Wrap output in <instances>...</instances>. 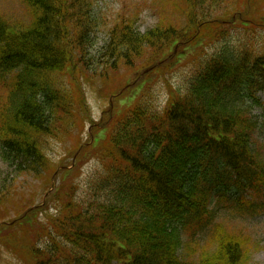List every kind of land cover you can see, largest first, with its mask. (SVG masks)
<instances>
[{
  "label": "trees",
  "instance_id": "16d2710c",
  "mask_svg": "<svg viewBox=\"0 0 264 264\" xmlns=\"http://www.w3.org/2000/svg\"><path fill=\"white\" fill-rule=\"evenodd\" d=\"M93 1L29 0L35 17L22 30L0 17V76L14 74L0 110L1 159L16 175L39 179L44 196L59 202L41 224L44 210L0 176V248L23 264H186L180 255L186 230L197 228L207 229L216 247L190 264L245 262L243 241L213 222L214 204L233 197L238 208L251 210L252 192L264 185L248 106L264 92V47L224 44L194 63L186 90L170 92L162 109L132 92L147 84L145 71L178 62L207 33L222 38L233 23L264 30V0L171 2L143 35L131 19L117 18L99 76L145 71L117 91V101L130 95L128 104L109 105L89 142L76 140L68 169L52 164L45 151L65 126L94 123L78 82L88 75ZM62 75L70 78L69 91L58 80ZM89 160L99 166L97 179L86 200H76L67 183L73 167ZM56 174L61 181L54 187Z\"/></svg>",
  "mask_w": 264,
  "mask_h": 264
},
{
  "label": "rangeland",
  "instance_id": "374dc122",
  "mask_svg": "<svg viewBox=\"0 0 264 264\" xmlns=\"http://www.w3.org/2000/svg\"><path fill=\"white\" fill-rule=\"evenodd\" d=\"M179 1H93L92 14L96 27L90 34L89 42L86 45L85 61L88 63V75L85 77L79 76L78 82L82 85V91L88 105V113H90L94 123L86 121L83 129H80L77 125L69 124L68 128L65 126L66 133H61L57 138L48 140L45 153L52 164L55 166L65 165L66 168L71 169L72 166L69 163L72 158L69 152L74 149L76 140L79 139L81 145L88 143L91 129L96 127L102 115L108 112L107 108L109 105L121 108L128 104L130 95L117 101L115 99L117 91L123 87L122 91H124L129 84V87H131L134 79H140L143 76L142 73L145 70L141 67L130 73L121 69L115 75V79L112 77L108 80L99 76L102 69L101 63L106 60V57L103 56L108 52L110 30L116 24V19L120 16L131 19L134 32L143 35L157 26L159 15L165 8L170 11L171 2L180 4ZM178 14L172 15V18L178 17ZM0 17L12 29L22 30L32 24L35 13L29 0H0ZM180 22L183 25V20ZM224 29L226 33L222 38L217 37L216 34L207 33L206 36L198 41L199 44L194 45L187 52L188 54H185L178 62L155 72L153 70H150V72L145 71L144 74L150 73L147 84L137 92H135L137 88L134 89L136 87L134 86L132 94L140 95L139 99L154 110L162 109L170 92L180 93L186 90L194 70V63L214 54L224 44H228L229 48H234L235 50L243 43H247L250 49L252 46L264 47V30L259 27L255 30H247L239 23H233L226 25ZM13 76V73L0 76V110L4 109L8 103ZM110 76L111 74L109 73ZM58 80L64 90H70L69 77L62 75ZM255 97L256 101L248 102L250 116L255 123L251 148L264 168V92L257 93ZM120 112L118 111V114ZM98 167L93 160L87 161L77 169L73 167L72 176L67 185L71 184L74 188V198L76 200H86L88 193L91 192L93 183L97 179L95 173L98 172ZM12 171L5 166L0 155L1 180L5 179L8 184L17 187V191L23 194V198L28 202H32L37 209L44 210L38 214V221L44 224L46 214L54 215L59 202L55 199L48 200L49 198L44 196L39 179L31 176L16 175ZM57 176L56 174L52 180L54 187L58 186L61 181V174ZM249 201L251 202H245L252 207L248 212L238 208L239 203L234 201L233 197L219 200L214 204L215 219L213 222H219L228 233L235 234L243 241L246 257L245 262L242 261L241 264H264V185L258 192H252ZM252 211L254 213H251ZM10 215L13 217V214ZM186 237L187 245L184 247V243L183 247L185 250L183 249L180 252L186 264L196 263L199 254H209L215 250L216 242L207 229L197 231V228H192L191 230H186ZM0 264H23V262L19 261L11 251L2 247L0 248Z\"/></svg>",
  "mask_w": 264,
  "mask_h": 264
}]
</instances>
